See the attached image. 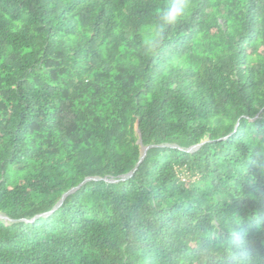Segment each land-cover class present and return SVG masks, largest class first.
Wrapping results in <instances>:
<instances>
[{"label": "trees", "instance_id": "obj_1", "mask_svg": "<svg viewBox=\"0 0 264 264\" xmlns=\"http://www.w3.org/2000/svg\"><path fill=\"white\" fill-rule=\"evenodd\" d=\"M0 215V264L264 260V0H0Z\"/></svg>", "mask_w": 264, "mask_h": 264}, {"label": "water", "instance_id": "obj_2", "mask_svg": "<svg viewBox=\"0 0 264 264\" xmlns=\"http://www.w3.org/2000/svg\"><path fill=\"white\" fill-rule=\"evenodd\" d=\"M136 131H137V133H138V135H139V141H138V142H139V144H140V146H141L140 158H139V161H138V163H137V165H136V167H137L138 164L144 159V157H145V155H146V152H147L149 146H143V145L141 144V141H140V131H139V129H136ZM203 143H204V142H202L200 145H202ZM200 145H198V146H192V147L186 149V151H187V152H193V151H195L196 149H198V147H199ZM180 149H181V148H180ZM136 167L134 168L133 171L129 172L128 174H126V175H124V176H122L121 179H119V180H112V179H108V178H96V177H94V178H92V177H88V178L84 179L83 182H81L78 186L73 187V188H71L70 190H68L67 192H65V193L62 195V197L60 198L59 202L54 206V208H53L50 212H48V213H44V214H40V215H37L36 217H34V218L32 219V221H33L35 218H37V217H40V216H47V215L51 214V213H52L53 211H55L58 207L61 206V204L63 203V201H64V199L66 198V196H68L69 194H71V193H73L74 191H76V190H77L80 186H82L85 182H87V181H89V180H92V179H93V180H104V181H106V182H110V183H115V182H118V181H124V180L130 178V177L133 175V173H134ZM0 218L3 219V220H5V221H7V222H8V221H9V222H12V221H13V220H10L8 217L3 216V215H0Z\"/></svg>", "mask_w": 264, "mask_h": 264}, {"label": "clouds", "instance_id": "obj_3", "mask_svg": "<svg viewBox=\"0 0 264 264\" xmlns=\"http://www.w3.org/2000/svg\"><path fill=\"white\" fill-rule=\"evenodd\" d=\"M240 264H264V260L259 257H252L242 260Z\"/></svg>", "mask_w": 264, "mask_h": 264}, {"label": "bare ground", "instance_id": "obj_4", "mask_svg": "<svg viewBox=\"0 0 264 264\" xmlns=\"http://www.w3.org/2000/svg\"><path fill=\"white\" fill-rule=\"evenodd\" d=\"M244 27V26H243ZM254 48V47H253Z\"/></svg>", "mask_w": 264, "mask_h": 264}]
</instances>
